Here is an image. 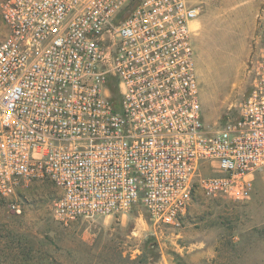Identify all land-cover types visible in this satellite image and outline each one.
Wrapping results in <instances>:
<instances>
[{"label":"built area","instance_id":"built-area-1","mask_svg":"<svg viewBox=\"0 0 264 264\" xmlns=\"http://www.w3.org/2000/svg\"><path fill=\"white\" fill-rule=\"evenodd\" d=\"M0 194L50 179L68 225L135 207L180 225L200 192L248 201L264 166V23L249 91L205 121L198 0H3Z\"/></svg>","mask_w":264,"mask_h":264},{"label":"rangeland","instance_id":"rangeland-1","mask_svg":"<svg viewBox=\"0 0 264 264\" xmlns=\"http://www.w3.org/2000/svg\"><path fill=\"white\" fill-rule=\"evenodd\" d=\"M3 0H0V7ZM193 22L204 121L217 129L249 91L264 0H198ZM7 33L0 9V42ZM48 179L17 191L22 212L0 194V264H264V166L248 201L196 193L180 225L154 223L140 207L68 225L52 207Z\"/></svg>","mask_w":264,"mask_h":264}]
</instances>
